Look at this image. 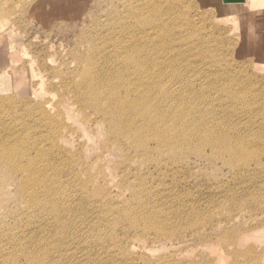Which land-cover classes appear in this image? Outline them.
<instances>
[{
    "label": "rangeland",
    "instance_id": "obj_1",
    "mask_svg": "<svg viewBox=\"0 0 264 264\" xmlns=\"http://www.w3.org/2000/svg\"><path fill=\"white\" fill-rule=\"evenodd\" d=\"M141 1L0 0V40L8 59H0V147L30 145L31 157L40 158L36 173L38 169L51 176L58 170L42 163L52 155L61 162L77 156L75 169L81 179H74L86 180V188L83 183L77 187L68 170L63 171L57 182L66 193L58 192L61 188L55 184L45 194L36 188L39 198L48 194L52 202L43 198L30 208L28 198L17 191L22 172L0 178V264H7L4 256L14 247V235L20 238L18 249L21 242L48 239L53 264L60 257H65L63 264H125L122 255L131 264H264V39L252 36L247 41L239 18L228 16L229 9L221 11L212 0H153L159 11L167 9L158 16L149 8L150 0ZM138 4L145 6L141 10L149 17L146 26L151 30L146 27V32L153 33L146 35L149 44L166 38L164 51L151 56L161 65L162 86L177 99L182 94L187 105L207 103L218 114H208L211 123L224 117L229 140L243 137L249 146L246 163L231 166L227 155L210 156L208 146L204 153L162 154L152 141L151 156L130 146L105 147L108 138L102 120H95L90 107L80 109L76 102L73 83L79 56L88 48V36L104 31L110 21L114 26L136 25L129 11ZM247 21L245 15L243 22ZM28 65L38 76L31 75ZM45 102L52 107L54 121L65 125L62 150L55 155L44 149L51 145L45 139L47 123L40 121L38 126L28 113L29 107ZM41 147L48 151L43 159L38 155ZM90 178L97 182L90 183ZM32 190L29 184L27 191ZM85 193L93 196L92 202ZM53 202L59 209V225L60 218L55 219L50 209ZM106 209H112L110 214H104ZM130 210L140 223L135 228L126 219ZM154 214L167 233L145 225ZM120 217L114 225L111 220ZM117 251L119 255H110ZM26 263L24 255L13 262Z\"/></svg>",
    "mask_w": 264,
    "mask_h": 264
},
{
    "label": "bare ground",
    "instance_id": "obj_2",
    "mask_svg": "<svg viewBox=\"0 0 264 264\" xmlns=\"http://www.w3.org/2000/svg\"><path fill=\"white\" fill-rule=\"evenodd\" d=\"M212 1H215V3L219 5L220 10L223 12L226 11L224 8L231 10V11L229 10L226 11L228 16L232 15L231 17L234 16L236 18H239V20L241 21L239 25L245 29V32L247 31L245 35L247 41H250L249 38L252 36H257L258 38L262 37V39H264V0H212ZM140 2L142 1L140 0ZM150 5L152 9L155 10L154 14L157 16L158 13L161 14V12H163L162 10L165 11L167 10V9H162L161 11H159L158 5H155L153 0L149 1L148 3L149 8H151ZM131 7L132 8L130 9L129 14L131 15V17L135 18L136 25H123V23L120 22L117 23L119 24L117 27V24L114 26V23L112 24V21H110L111 23L107 24V26L105 24L106 28H104V31L102 32L98 31L96 35L88 36V38L86 39L88 48L84 53H82L79 56V69L77 72L76 80L73 83L74 92L76 95V102L80 105V109H84L88 106L92 109V113L97 115L95 120H102V123L104 125L103 132L107 135L108 138L104 142L105 147L123 150V147L130 146L137 151H141L146 156H151L150 143L152 141H155L157 143L159 149L158 152L159 153L161 152L162 154L164 153L168 154V152H172V153L175 152L182 155V153L187 151L204 153L203 152L204 149L208 146L212 151V155L210 154V156L215 157L213 155H220L224 157L227 155L231 166L234 165L239 166L241 164L246 163L248 161V157H250L248 152L249 146L248 145L245 146L244 144L245 141L242 140L243 137L237 138L236 142L229 140L230 139L228 138L229 136L226 133H224L225 126L227 125L228 121L222 120L224 118L221 117L223 113L222 115L219 116L221 117L220 118L221 121H219L216 124L211 123L212 121L210 120L212 119H210V116L208 114L210 112L214 114V110L209 109L206 105L207 103L200 104L197 101L195 103L192 101L189 105H187L188 103L186 104L184 102L186 98H183L182 94H180L177 99L175 93H170L167 91V89L165 88L166 85L165 87L162 86L161 65L158 64V59H153L151 56L161 53V49H162L161 47L166 43L165 40L166 38L161 39L160 36L158 37L157 42H155L156 41L155 40L153 42L151 41L152 43L149 44V42L146 39V35L148 36L151 34V32L149 33V31L146 32V27H147L146 25L149 24V19H148L149 17L146 18L145 17L146 15H144V11L141 10V8H144L145 6H142V4H138V5H131ZM10 9L8 8V11H10ZM245 15H248L247 22H243V17ZM151 19H152L151 21L154 22L155 19L153 17ZM158 24H160V22ZM158 26L157 27L155 26L157 30H158ZM165 28L162 29L164 30L163 32L166 31ZM148 29H150V27ZM162 30H160V32ZM173 31L174 30H172V32ZM169 32L172 33L171 29ZM1 33L2 32H0V34ZM164 35H167V32ZM204 40L206 41L207 39H205L204 37ZM167 45H169V43ZM213 56H217V55H213ZM0 59H2V61L8 60L7 55L5 53V49L1 44V40H0ZM6 64L8 63L6 62ZM11 68L13 67L11 66ZM26 68L30 71L31 75L38 76L31 69V65H28ZM16 70L17 69H15L14 71ZM168 97H172V98L167 99ZM203 98L204 96L201 97V99ZM199 101L201 102V100ZM243 103L245 104V102ZM49 105L50 103L45 102L42 104L35 105L34 108L29 107L32 109H30L28 113L33 116L34 120H37V122L39 123L38 126L42 125L40 121L47 123L46 126L49 128V131L47 133L46 138L44 137V135L43 137L49 140V144L51 143V145H49L47 148L44 149H47L52 153L54 152L55 154H59V151L62 150L60 140L63 139L64 137L65 125L64 124L59 125L58 122L54 121L55 119H54V115L52 114V107H50ZM164 106L166 107L168 106V109L164 108ZM244 107L249 108V106L248 107L244 106ZM165 110H168L169 113ZM217 115L214 114V117H217ZM87 117L89 118L90 115L88 114ZM121 140L123 143L121 142ZM29 148L30 145L22 146V145H18V142L13 143L12 145L11 144L3 145V147H0V178L6 180L11 179L13 172H22V176H23L22 179L23 178L24 179L23 181H21V184L18 186L17 191L18 194H20L23 199L25 198V196L28 198L27 202L30 203L28 207L31 208V204H33L32 206L36 205L37 207L39 204L43 202V198H45V200H47L48 202H52L51 200L52 197L51 195L48 194H47L48 196L46 195L45 197L43 196L42 198H39L35 193L37 192L36 188L40 190L39 191L40 193L43 192L45 194L47 190L53 188L51 185L55 184V185H59L57 187L61 188L58 189V192L60 191L61 193H66L65 186L57 182L59 176L63 171L68 170L70 174L68 177L70 179H74V178H79V180L81 179L78 172H76L77 169H75V167L77 166V156H75L71 161L61 162L58 160L57 156L52 155L51 160L45 161L42 164L52 167L58 171L55 172L52 176L47 174L45 171L38 169H37L38 173H36L35 165L37 161L40 160V158L38 156L31 157ZM47 150H43V148L41 147V149L38 150V155L41 156V158L42 157L44 158V156L48 153ZM261 151H264V148H261ZM261 151L258 152L261 154ZM80 164L83 165L82 162H80ZM78 166L81 167L80 165ZM69 178L68 180L70 181ZM88 180L89 181L91 180L90 183L93 184L97 182V180L93 178H90ZM76 183H77L76 184L77 187L78 184L83 183V186L86 188L85 185L86 180H81L79 183L76 180ZM29 184L33 188L31 192L27 191ZM257 185L259 184H255V186ZM76 190L78 189L76 188ZM79 191L81 192V190ZM244 191L247 190L245 189ZM86 192L89 193V191ZM149 192L150 190L147 191V193ZM87 193H85L84 195L88 197L89 200L90 197H92L93 199V196L92 195L90 196ZM63 197H65L64 194L62 196V199ZM88 199L86 198L87 202L89 201ZM108 202L106 206L107 208L111 205ZM51 206L52 207H50V209H52V211L54 210L52 213H55L54 218L56 219V217H59V213H58L59 209L56 206V203L54 202L52 203ZM41 207H47V205L45 204L44 206L43 204L41 205ZM30 208L29 210H31ZM68 208L74 210L73 206H69ZM111 210L112 209L104 210V214L107 215ZM130 212L131 213L128 212L129 217H126V219L129 218V221L133 224L135 228L136 226L140 225V223L138 219H136L134 211L130 210ZM104 214L103 217L105 216ZM121 218L123 217L111 221L114 223V225L115 224L117 225V223L121 221ZM156 218L157 217L154 214L153 219L150 222H147L145 225H148L151 228L155 227L159 231L163 230L164 233H167L168 230L164 227L162 228L161 226L162 221L161 222L157 221ZM56 220L57 222L61 221V218ZM59 223L60 222H58V225ZM58 225L56 229H58ZM60 233L61 232H59V234ZM63 234L65 235V233ZM139 234L144 235L141 233ZM171 234H173V232ZM63 237L62 239L65 238ZM13 239H14V243L12 244L14 245V247L12 246V250L7 252L4 256V260L7 262V264H13L14 261L17 262V257L19 255L25 256V258L28 260V263L26 264H53V262H50V258H51L50 254H52V252L51 253L48 252L50 248L49 247L50 242L48 241V239H43L42 241L39 240L38 242L33 241L34 243H25V244L21 242L22 245L19 249H18V245L20 242L19 240L20 238L18 237V235L17 236L14 235V238H12V240ZM141 239L144 238L141 237ZM52 247L55 248V246ZM59 249H61V247L60 248L58 247L57 250ZM117 250L119 251V249ZM115 254L119 255V252L110 255H115ZM63 256L64 255H62V257ZM122 256L123 258L121 260L125 261V264H131V260L127 255L126 256L122 255ZM64 258L65 257L63 258L60 257L58 259L59 262L57 263L63 264ZM112 258L115 257L113 256ZM72 262L71 264H81V261H75V262L72 261Z\"/></svg>",
    "mask_w": 264,
    "mask_h": 264
}]
</instances>
